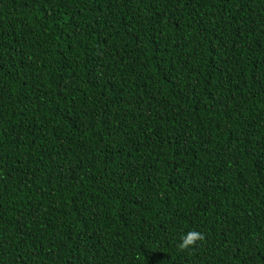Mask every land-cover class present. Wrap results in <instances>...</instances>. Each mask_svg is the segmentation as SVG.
Masks as SVG:
<instances>
[{
	"label": "trees",
	"instance_id": "trees-1",
	"mask_svg": "<svg viewBox=\"0 0 264 264\" xmlns=\"http://www.w3.org/2000/svg\"><path fill=\"white\" fill-rule=\"evenodd\" d=\"M0 264H264V0H0Z\"/></svg>",
	"mask_w": 264,
	"mask_h": 264
},
{
	"label": "clouds",
	"instance_id": "clouds-1",
	"mask_svg": "<svg viewBox=\"0 0 264 264\" xmlns=\"http://www.w3.org/2000/svg\"><path fill=\"white\" fill-rule=\"evenodd\" d=\"M198 233H189L183 237H181V245L180 246H185L186 244H190L193 242V240L198 236ZM189 236H191V239H189Z\"/></svg>",
	"mask_w": 264,
	"mask_h": 264
}]
</instances>
